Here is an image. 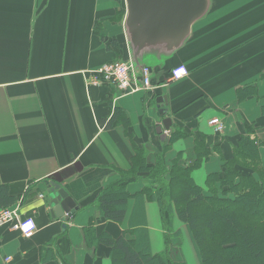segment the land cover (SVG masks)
<instances>
[{
  "label": "crops",
  "instance_id": "obj_1",
  "mask_svg": "<svg viewBox=\"0 0 264 264\" xmlns=\"http://www.w3.org/2000/svg\"><path fill=\"white\" fill-rule=\"evenodd\" d=\"M125 15L119 0H0V207L19 206L37 224L31 237L9 225L0 229V264L7 255L13 264H112L102 246L87 243L86 229L130 239L144 226L154 253L168 248L173 260L186 261L178 258L185 235L200 264L179 219L174 230L180 234L166 246L156 202L131 197L119 223L102 214L100 192L132 167L135 145L148 151L149 163L169 143L168 165L193 166L201 158L193 172L204 167V183L192 176L205 189L240 136L262 144L264 165V0H211L172 58L146 62L153 89L121 95L110 84L92 82L103 64L130 58ZM179 63L190 73L167 78ZM117 107L130 119L128 134L122 123L109 126ZM208 109L214 112L205 119ZM214 118L224 122L223 132L209 124ZM175 132L188 136L171 142ZM201 140L205 146H197ZM52 182L78 205L69 221L53 215ZM144 182H131L127 190L135 194ZM142 203L145 213H134Z\"/></svg>",
  "mask_w": 264,
  "mask_h": 264
},
{
  "label": "trees",
  "instance_id": "obj_2",
  "mask_svg": "<svg viewBox=\"0 0 264 264\" xmlns=\"http://www.w3.org/2000/svg\"><path fill=\"white\" fill-rule=\"evenodd\" d=\"M119 1L124 16L125 1ZM180 65L183 64L172 67L167 78ZM185 66L190 73V68ZM108 123L109 126L122 123L128 134L130 119L123 109L115 108ZM187 136L185 132H175L171 142ZM170 144L156 152L153 163L147 161L145 148L134 146L132 167L121 170V178L106 186L97 198L104 217L121 223L131 197L153 201L159 207L167 232L166 246L172 237L180 234L174 230V221L179 219L189 230L200 264H264V165L259 150L262 144L248 135L240 136L233 156L223 160L219 172L208 176L206 189L192 176L202 159L193 166L177 162L168 165L165 154ZM197 146H205L204 141H199ZM140 178L145 179L142 189L130 194L128 184ZM141 210L145 213L143 203L136 205L134 213L141 214ZM85 234L89 245L104 248V255L112 264H189L173 260L168 248L154 253L145 226L135 229L130 239L124 235L114 237L93 227L87 228Z\"/></svg>",
  "mask_w": 264,
  "mask_h": 264
},
{
  "label": "water",
  "instance_id": "obj_3",
  "mask_svg": "<svg viewBox=\"0 0 264 264\" xmlns=\"http://www.w3.org/2000/svg\"><path fill=\"white\" fill-rule=\"evenodd\" d=\"M210 3L211 0H125L124 28L135 69H143L147 54L162 60L181 49L195 23L209 11ZM166 99L165 96L158 101L163 104ZM170 124V119L164 120L165 128H170ZM50 185L53 215L69 221L78 209L76 201L60 185L53 182Z\"/></svg>",
  "mask_w": 264,
  "mask_h": 264
},
{
  "label": "built area",
  "instance_id": "obj_4",
  "mask_svg": "<svg viewBox=\"0 0 264 264\" xmlns=\"http://www.w3.org/2000/svg\"><path fill=\"white\" fill-rule=\"evenodd\" d=\"M188 74V68L185 65H180L172 70L170 79L179 80ZM102 83L114 86L121 95L153 89L151 68L145 65L143 69L136 71L130 59L108 62L95 70L92 84L100 85ZM209 124L219 133L225 129V124L220 118L211 119ZM40 196L44 197V194ZM7 225L12 230L21 232L25 237H31L37 230L35 219L32 217H23L20 213L19 206L0 207V229ZM4 262L6 264H13V256H5Z\"/></svg>",
  "mask_w": 264,
  "mask_h": 264
},
{
  "label": "rangeland",
  "instance_id": "obj_5",
  "mask_svg": "<svg viewBox=\"0 0 264 264\" xmlns=\"http://www.w3.org/2000/svg\"><path fill=\"white\" fill-rule=\"evenodd\" d=\"M144 61L147 62V63H149V64H154L155 61H156V59L154 58V55L147 54L144 57ZM213 112H214V109H208L207 112H205V114H204V118L207 119L210 115L213 114ZM229 118H230V116H227V118L225 117L226 120L229 119ZM193 174H195L196 180L200 184H203L204 183V179L202 178L203 175L205 174V168L204 167L201 170H199V171L195 170L193 172ZM190 237H191V235H190ZM174 241H175V239L173 238V242ZM180 241H181L182 251L184 250V253H182V255L180 253L179 256H178V258L179 259H182L184 257L185 260L188 261L189 264H199L197 262V260L194 258V254H193V251H192V249L190 247V241L188 240V238L185 235H182L181 238H180Z\"/></svg>",
  "mask_w": 264,
  "mask_h": 264
}]
</instances>
